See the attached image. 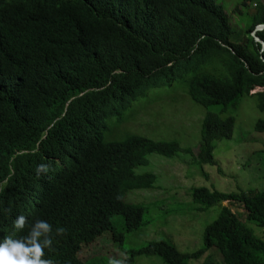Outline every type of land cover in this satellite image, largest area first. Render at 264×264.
Returning a JSON list of instances; mask_svg holds the SVG:
<instances>
[{
  "label": "trees",
  "instance_id": "1",
  "mask_svg": "<svg viewBox=\"0 0 264 264\" xmlns=\"http://www.w3.org/2000/svg\"><path fill=\"white\" fill-rule=\"evenodd\" d=\"M233 13L243 16L239 41L216 0H0V242L43 220L53 227L45 258L109 264L84 259L82 249L105 235L119 245L146 225L147 207L126 196L152 188L155 176L138 172L149 155L213 164L214 142L231 139L235 125L222 114L244 96L264 114V46L254 39L264 43V29L255 31L264 25V0H239ZM175 89L205 111L198 157L127 128L153 96ZM253 130L264 135V118ZM41 164L50 170L38 176ZM190 197L199 212L219 205L201 248L182 253L149 241L124 251L122 264L141 256L264 264V240L244 222L264 228V190L197 187ZM20 215L28 220L22 231L13 227ZM57 227L66 233L56 235ZM211 248L222 263L207 254Z\"/></svg>",
  "mask_w": 264,
  "mask_h": 264
},
{
  "label": "rangeland",
  "instance_id": "2",
  "mask_svg": "<svg viewBox=\"0 0 264 264\" xmlns=\"http://www.w3.org/2000/svg\"><path fill=\"white\" fill-rule=\"evenodd\" d=\"M233 28L232 41L242 40V23L237 13H233L239 0H216ZM180 89L155 95L147 106L127 124L136 134L156 141H176L181 148L191 149L198 157L201 123L204 109L193 103ZM231 115L235 125L231 139L214 142L213 164L195 163L189 154L178 153L171 158L157 154L148 157V164L138 172H149L155 176L152 188L134 190L126 200L147 207L143 217L146 225L131 233H126L119 245L110 242L105 235L82 249V257H105L103 262L120 261L124 251L138 249L149 241L165 240L180 252H192L202 247L203 231L219 212V205L207 211L194 210L191 190L206 187L222 193L264 190V135L253 130V124L263 119L264 114L256 108L254 97L244 96L236 107L222 114ZM227 205L228 202L221 203ZM253 233L264 240V228L253 222L244 221ZM217 252V254H216ZM216 263L222 257L215 248L208 253ZM206 254V255H207ZM135 264H164L158 256H141Z\"/></svg>",
  "mask_w": 264,
  "mask_h": 264
},
{
  "label": "clouds",
  "instance_id": "3",
  "mask_svg": "<svg viewBox=\"0 0 264 264\" xmlns=\"http://www.w3.org/2000/svg\"><path fill=\"white\" fill-rule=\"evenodd\" d=\"M50 165H38L37 175L47 174ZM28 224L25 216H18L13 227L22 231ZM63 227H57L56 235L66 233ZM53 227L47 221L37 220L31 227L27 235L14 238L12 235L6 236L0 242V264H55L52 259L45 258V250H52L53 246ZM109 264H122L121 261L110 260Z\"/></svg>",
  "mask_w": 264,
  "mask_h": 264
},
{
  "label": "water",
  "instance_id": "4",
  "mask_svg": "<svg viewBox=\"0 0 264 264\" xmlns=\"http://www.w3.org/2000/svg\"><path fill=\"white\" fill-rule=\"evenodd\" d=\"M261 29H264V25H259L255 28V31L256 30H261ZM255 31L252 33V35L254 36V33ZM254 39L259 42L261 44V46L263 47L264 46V43L262 41H260L257 37H254Z\"/></svg>",
  "mask_w": 264,
  "mask_h": 264
}]
</instances>
